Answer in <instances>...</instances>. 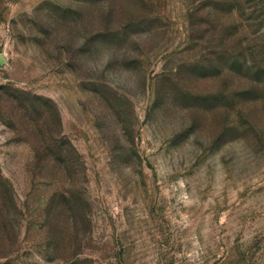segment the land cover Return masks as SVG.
I'll return each mask as SVG.
<instances>
[{
	"label": "rangeland",
	"instance_id": "rangeland-1",
	"mask_svg": "<svg viewBox=\"0 0 264 264\" xmlns=\"http://www.w3.org/2000/svg\"><path fill=\"white\" fill-rule=\"evenodd\" d=\"M0 264H264V0H0Z\"/></svg>",
	"mask_w": 264,
	"mask_h": 264
},
{
	"label": "water",
	"instance_id": "water-1",
	"mask_svg": "<svg viewBox=\"0 0 264 264\" xmlns=\"http://www.w3.org/2000/svg\"><path fill=\"white\" fill-rule=\"evenodd\" d=\"M0 61H1L2 63H5V62L7 61V58H6V55H5V54L0 53Z\"/></svg>",
	"mask_w": 264,
	"mask_h": 264
}]
</instances>
